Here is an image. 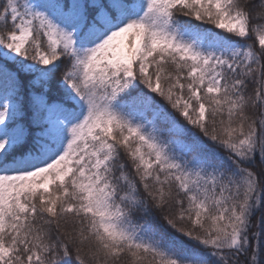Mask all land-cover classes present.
Returning <instances> with one entry per match:
<instances>
[{
	"label": "snow or ice",
	"instance_id": "1",
	"mask_svg": "<svg viewBox=\"0 0 264 264\" xmlns=\"http://www.w3.org/2000/svg\"><path fill=\"white\" fill-rule=\"evenodd\" d=\"M0 264H264V0H0Z\"/></svg>",
	"mask_w": 264,
	"mask_h": 264
}]
</instances>
